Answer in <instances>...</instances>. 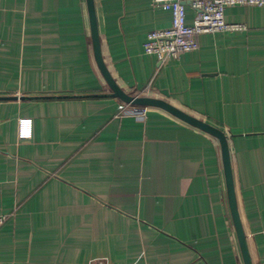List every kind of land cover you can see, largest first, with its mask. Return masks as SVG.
Segmentation results:
<instances>
[{
    "label": "crops",
    "instance_id": "0c3cea01",
    "mask_svg": "<svg viewBox=\"0 0 264 264\" xmlns=\"http://www.w3.org/2000/svg\"><path fill=\"white\" fill-rule=\"evenodd\" d=\"M94 6L122 90L226 134L251 262L264 264V7H227L245 30L199 34L196 50L159 62L142 44L170 11ZM110 92L86 0H0V96L24 97L0 100V264H243L218 140L157 107L116 118Z\"/></svg>",
    "mask_w": 264,
    "mask_h": 264
},
{
    "label": "built area",
    "instance_id": "2783aa9c",
    "mask_svg": "<svg viewBox=\"0 0 264 264\" xmlns=\"http://www.w3.org/2000/svg\"><path fill=\"white\" fill-rule=\"evenodd\" d=\"M151 2L153 6L163 7L171 13L170 25L148 32L142 44L144 53L155 56L159 62L178 59L182 53L196 50L199 34L245 30L244 24L229 23L225 20L224 11L227 7L244 5L264 7V0H151ZM186 6L194 12L191 24L186 22ZM147 109L146 106L122 102L115 117L144 120ZM30 135L31 119H19L18 137L29 138ZM6 219L7 214L0 212V226Z\"/></svg>",
    "mask_w": 264,
    "mask_h": 264
},
{
    "label": "water",
    "instance_id": "95a60500",
    "mask_svg": "<svg viewBox=\"0 0 264 264\" xmlns=\"http://www.w3.org/2000/svg\"><path fill=\"white\" fill-rule=\"evenodd\" d=\"M86 5L88 12L93 57L100 74L102 75L107 86L111 90L109 95L111 97L118 98L119 100H121L126 104L146 106V107H157L162 110H165L166 112L170 113L171 115L180 119L181 121L210 134L211 136H213L218 140L223 173L225 178L227 202H228V207L230 210L231 219L234 226L239 250L241 253L242 261L243 264H252L249 251L247 248L246 237L244 234L243 226L240 220V215L237 207L234 181H233L232 168H231L230 151H229V145L226 134L219 128L180 110L179 108L173 106L172 104L168 103L165 100L150 96H134L122 90L120 86L116 83L114 78L112 77L110 71L108 70L103 60V56L100 48V39L98 34L94 0H86ZM46 97L50 98L55 96H46ZM57 97H67V96H57ZM18 98L24 99L23 96L21 97L0 96V100H8V99L16 100Z\"/></svg>",
    "mask_w": 264,
    "mask_h": 264
}]
</instances>
